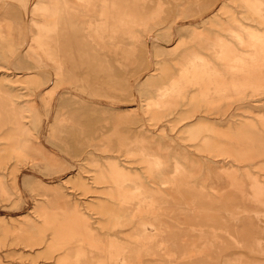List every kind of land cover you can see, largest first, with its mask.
Here are the masks:
<instances>
[{
  "label": "rangeland",
  "instance_id": "374dc122",
  "mask_svg": "<svg viewBox=\"0 0 264 264\" xmlns=\"http://www.w3.org/2000/svg\"><path fill=\"white\" fill-rule=\"evenodd\" d=\"M263 11L0 0V264H264Z\"/></svg>",
  "mask_w": 264,
  "mask_h": 264
},
{
  "label": "bare ground",
  "instance_id": "6f19581e",
  "mask_svg": "<svg viewBox=\"0 0 264 264\" xmlns=\"http://www.w3.org/2000/svg\"><path fill=\"white\" fill-rule=\"evenodd\" d=\"M255 7H256V6H255ZM256 8H257V7H256ZM45 10H46V9H45ZM258 11H259V10H258ZM43 12H44V11H43ZM263 12H264V11H263ZM44 14H45V13H44ZM261 14H262V13H261ZM259 18H260V17H259ZM94 28H95V27H94ZM49 29H50V28H49ZM38 31H39V33H38V36L36 37V39H37L40 43H39V44H36V49H39V48H40V50H41V46H42V45H46V46L48 47V53H49L50 55H52V57H53V56H54V54H53V51H54V50H53V49H54L53 45H54V44L52 45V43H53V41L51 40L52 38H50V34L48 35L49 37L45 34V31H46L47 33H49V32L45 29V27H40V28H38ZM93 32H95V31H93ZM95 33L97 34V31H96ZM95 33H94V34H95ZM263 33H264V32H263ZM261 35H262V34H261ZM96 36H99V35H96ZM231 36H233V35H231ZM235 36H236V35H235ZM45 38H46V39H45ZM99 38H100V37H99ZM236 38H237V37H236ZM97 40H98V37H97ZM98 41H99V40H98ZM209 41H210V40H209ZM252 41H253V40H252ZM250 43H252V42H250ZM46 46H45V47H46ZM207 48H209V47H207ZM210 49H211V48H209L208 50H210ZM208 50H207V51H208ZM46 52H47V51H46ZM42 54H43V53H42ZM49 54H43V55H47V56H49ZM211 54H212V53H211ZM43 55H42V56H43ZM213 56H214V55H213ZM43 57H44V56H43ZM55 57H56V56H55ZM142 145H143V143H142ZM144 145H146V144H144ZM144 145H143V147H144ZM143 147H142V148H143ZM134 148H136V147H134ZM138 148H140V147H138ZM147 148H148V146H147ZM147 148L145 149V151L142 150V152H143V153L145 152V153H144V156H145V154L147 153V156H146L145 158L149 157V161H147L148 159H146V161H147L148 163L152 164L153 166H155L156 163H155V161H154V159H153V156H154L153 154H154V153H153V152H152V153L149 152V150H148L149 148H148V149H147ZM130 149H131V148H130ZM135 150H136V149H135ZM129 151H130V150H129ZM138 151H139V150H138ZM156 157H157V156H156ZM156 160H157V159H156ZM114 165H115V164H114ZM111 167H113V166H111ZM114 169H115V168H114ZM220 169H221V167H220ZM116 170H117V168H116ZM119 170H120V169H119ZM163 170H164V169H163ZM216 170H217V169H216ZM217 171H218V170H217ZM220 171H221V170H219L218 172H220ZM225 171H226V170H225ZM225 171H224V173H225ZM227 171H228V172H231V171H229V170H227ZM227 171H226V172H227ZM221 172H222V171H221ZM228 172H227V173H228ZM158 173H159V172H158ZM161 173H162V174H160V175H163L164 172H161ZM227 173H225V174H227ZM220 174H221V173H220ZM225 174H224L223 176H225ZM228 174H229V173H228ZM228 174H227V175H228ZM127 175H128V174H127ZM166 175H167V174H166ZM166 175L164 174V177H165ZM229 175H231V173H230ZM232 175H233V173H232ZM130 176H131V175H130ZM220 176H222V175H220ZM223 176H222V177H223ZM122 177H123V176H122ZM226 177H227V176H226ZM229 177H230V176H228L226 179H228ZM231 177H232V176H231ZM231 177H230V178H231ZM234 177H235V176H234ZM234 177H233V178H234ZM128 178H129V177H128ZM223 178H224V177H223ZM230 178H229V179H230ZM224 179H225V178H224ZM229 179H228V180H229ZM234 179H235V178H234ZM123 180H124V177H123ZM163 180H164V178H163ZM231 181H232V180H231ZM254 182H255V180H254ZM254 182H253V183H254ZM232 183H233V181H232ZM234 183H235V182H234ZM250 183H251V180H250ZM256 184H257V183H256ZM256 184H254V185H256ZM251 185H252V184H251ZM259 185H260V184H259ZM259 185L256 186V188H257V187L260 188ZM254 188H255V187H254ZM258 188H257L256 190H258ZM261 188H262V185H261ZM261 188H260V189H261ZM260 189H259V190H260ZM256 190H255V192H256ZM116 192H117V191H116ZM258 192H259V191H258ZM259 194L261 195L262 193L259 192ZM255 195H256V194H255ZM258 196H259V195H258ZM112 197H113V195H112ZM68 217H69V215H68ZM112 217H113V216H112ZM66 218H67V217H66ZM66 218H65V219H66ZM71 218H72V217H71ZM74 218H75V217H74ZM66 220H67V219H66ZM80 226H81V227H80L81 229H82V228H83L84 230L86 229V225H85V224H83V225L80 224ZM58 247H59V246H58Z\"/></svg>",
  "mask_w": 264,
  "mask_h": 264
}]
</instances>
